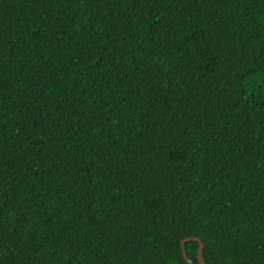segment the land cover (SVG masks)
<instances>
[{
	"label": "trees",
	"instance_id": "16d2710c",
	"mask_svg": "<svg viewBox=\"0 0 264 264\" xmlns=\"http://www.w3.org/2000/svg\"><path fill=\"white\" fill-rule=\"evenodd\" d=\"M191 236L264 264V0H0V264H191Z\"/></svg>",
	"mask_w": 264,
	"mask_h": 264
},
{
	"label": "water",
	"instance_id": "95a60500",
	"mask_svg": "<svg viewBox=\"0 0 264 264\" xmlns=\"http://www.w3.org/2000/svg\"><path fill=\"white\" fill-rule=\"evenodd\" d=\"M190 239H193V240H196V241H199L200 242V249H199V254H198L199 260H200V263L201 264H207L206 261H205V259H204V256H203L204 244H203L202 240L199 237H197V236H191V237L185 238L183 240V250H184L185 257L189 260V262L191 264H195L191 259L188 258V255H187V252H186V249H185V245H184L185 244V241L186 240H190ZM53 264H56V263H53Z\"/></svg>",
	"mask_w": 264,
	"mask_h": 264
},
{
	"label": "snow or ice",
	"instance_id": "6c2138e0",
	"mask_svg": "<svg viewBox=\"0 0 264 264\" xmlns=\"http://www.w3.org/2000/svg\"><path fill=\"white\" fill-rule=\"evenodd\" d=\"M153 264H156V262L154 261Z\"/></svg>",
	"mask_w": 264,
	"mask_h": 264
}]
</instances>
